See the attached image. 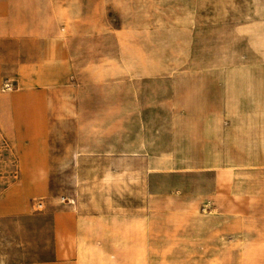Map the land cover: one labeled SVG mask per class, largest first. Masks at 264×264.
<instances>
[{
	"label": "crops",
	"instance_id": "1",
	"mask_svg": "<svg viewBox=\"0 0 264 264\" xmlns=\"http://www.w3.org/2000/svg\"><path fill=\"white\" fill-rule=\"evenodd\" d=\"M69 1L0 0V86L18 89L39 125H74L73 190L44 202L53 211L55 261L31 264H130L143 207L170 197L209 201L159 192V173L231 168L223 137H246L248 146L258 140L264 149V0H201L189 7V23L136 27L181 29L189 47L181 59L158 54L152 38L127 48L125 37L89 32L98 26L68 31L58 12ZM191 125L205 126L198 137H206L207 152L214 145L218 166L174 162ZM38 167L44 180L28 182L23 202L6 215L32 216L31 201L47 196L45 161ZM69 235L77 239L63 255Z\"/></svg>",
	"mask_w": 264,
	"mask_h": 264
},
{
	"label": "rangeland",
	"instance_id": "2",
	"mask_svg": "<svg viewBox=\"0 0 264 264\" xmlns=\"http://www.w3.org/2000/svg\"><path fill=\"white\" fill-rule=\"evenodd\" d=\"M198 1L70 0L61 5L58 16L68 31L98 26L89 32L115 40L125 37L127 48H132L134 38H152L158 54L181 59L189 52L181 29L151 33L136 27L189 23L193 21L189 7ZM80 6L89 14L82 15ZM182 64L174 61V68ZM21 95L12 85L0 86V264L55 261L53 211L44 203L45 198L59 201L73 190L72 121L39 125V120L23 109ZM240 129L235 127L236 133ZM187 133L191 137H179L174 146V151L181 153L174 162H185L187 168L196 162L218 166L214 145L210 144L207 152L206 137H198L205 134V126L191 125ZM245 138L223 137L218 142L231 152V168L157 175L154 184L159 192L204 195L209 201L182 204L170 197L143 207L146 214L139 222L136 253L130 254V264H264V166L257 167L264 160V149L258 140L248 146ZM42 160L48 170L47 196L31 201L27 212L32 216L6 215L14 204L23 202L28 182L44 180L41 169L36 168Z\"/></svg>",
	"mask_w": 264,
	"mask_h": 264
},
{
	"label": "bare ground",
	"instance_id": "3",
	"mask_svg": "<svg viewBox=\"0 0 264 264\" xmlns=\"http://www.w3.org/2000/svg\"><path fill=\"white\" fill-rule=\"evenodd\" d=\"M136 92V91H135ZM142 120V119H141ZM213 162V161H212ZM77 239V238H76ZM75 236H71L70 240H69V244H68V250L66 253H64V255H69L74 247L75 244ZM77 257V256H76ZM76 260V259H75Z\"/></svg>",
	"mask_w": 264,
	"mask_h": 264
},
{
	"label": "built area",
	"instance_id": "4",
	"mask_svg": "<svg viewBox=\"0 0 264 264\" xmlns=\"http://www.w3.org/2000/svg\"><path fill=\"white\" fill-rule=\"evenodd\" d=\"M62 199H63L64 201H67L65 197H63ZM68 201H71V202H73L72 200H68Z\"/></svg>",
	"mask_w": 264,
	"mask_h": 264
}]
</instances>
